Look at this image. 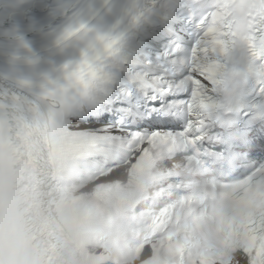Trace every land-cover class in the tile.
Listing matches in <instances>:
<instances>
[{
	"label": "snow or ice",
	"instance_id": "6c2138e0",
	"mask_svg": "<svg viewBox=\"0 0 264 264\" xmlns=\"http://www.w3.org/2000/svg\"><path fill=\"white\" fill-rule=\"evenodd\" d=\"M163 6L166 19L177 8L194 11L149 41L154 52L165 45L159 59L117 65L118 40L98 36L103 51L66 65V82L44 92V109L0 92V134L15 132L22 117L29 130L47 127L65 147L94 156L166 138L240 185L236 200L264 189V0ZM231 216L237 230L214 264H264V208L236 207Z\"/></svg>",
	"mask_w": 264,
	"mask_h": 264
}]
</instances>
